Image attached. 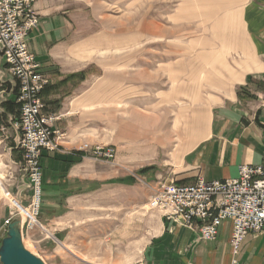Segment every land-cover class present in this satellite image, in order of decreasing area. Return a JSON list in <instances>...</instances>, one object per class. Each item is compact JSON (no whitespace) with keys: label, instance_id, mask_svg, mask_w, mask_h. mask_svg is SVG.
<instances>
[{"label":"crops","instance_id":"obj_1","mask_svg":"<svg viewBox=\"0 0 264 264\" xmlns=\"http://www.w3.org/2000/svg\"><path fill=\"white\" fill-rule=\"evenodd\" d=\"M82 1L38 0L35 9L40 23L28 39L30 51L49 79L42 95L44 112L59 116L54 128L65 131L60 149L44 153L41 159L44 202L39 222L48 233L36 246L46 255L45 260L58 255L52 252L58 251L57 246H68L86 255L88 262L108 264L116 262L109 252L111 238L116 237L113 229L124 243L125 222L111 219L114 215L95 197L106 193L104 198L110 199V189L137 186L142 179L156 191L164 181L193 184L199 178H236L241 165L264 163V0H231L230 10L216 20L211 37L200 34L199 48L187 56L183 53L180 61L163 64L176 86L162 89L160 94L156 91L159 99L149 111L153 113L163 104H182L165 132L178 135L180 141L169 164L144 174H138L144 168L140 166L127 173L125 156L104 161L81 150L83 144L92 142L86 137L92 135L91 121L100 111L94 107L110 101L125 103L127 95L123 78L111 79L102 65L98 67L103 73L95 79L94 37L77 28ZM82 72L83 80H65ZM0 87H5L0 93V136L8 124L15 131L10 150L21 167L24 156L15 125L19 117L3 105L14 101L20 116L18 87L1 56ZM150 87L157 89L153 83ZM137 108L139 113L134 112L143 116L142 107ZM122 140L119 137V142ZM25 178L23 173V188L14 198L21 205L29 203ZM130 178L135 182L127 184L125 180ZM151 194H146L144 201ZM142 198L137 195L134 203L142 205ZM142 224L138 233L145 235L146 243L138 264H264V232L249 234L234 255L228 220L209 241L201 239L195 226L168 219L159 210L146 211ZM37 229L24 230V236L32 233L38 239Z\"/></svg>","mask_w":264,"mask_h":264},{"label":"rangeland","instance_id":"obj_2","mask_svg":"<svg viewBox=\"0 0 264 264\" xmlns=\"http://www.w3.org/2000/svg\"><path fill=\"white\" fill-rule=\"evenodd\" d=\"M230 2L231 0H83L79 3L77 28L79 32L94 37L95 79L103 72L115 80L120 75L127 92L125 103L110 101L109 104L94 107L100 111L91 121L92 135L86 137L87 141L92 140L93 143L89 144L91 147L100 145L114 148V160L117 156H125L127 173L139 166L165 167L166 163L169 164V158L177 148L180 137L176 134L167 135L166 127L175 120L176 108L182 104H163L161 109L153 113L149 111L153 109L152 103L159 99L156 91L160 94V90L176 86L170 80L171 73L164 70L163 64L180 61L183 53L187 56L189 52L199 48L197 37L200 34L211 37L216 20L230 10ZM101 65L103 72L98 67ZM151 83L157 85V89L151 88ZM5 87H0V93L8 91V86ZM117 99L116 95L114 100ZM139 106L143 109V116L136 114L140 111L135 110ZM3 134L0 136V242L6 236L8 228L2 224L11 216L9 214L4 219L5 215L20 204L14 198L24 185V172L15 163L10 150L15 131L8 124ZM121 136L123 142H119ZM27 179L26 177L25 180ZM153 192L156 191L142 179L137 186L110 189L107 194L110 199L104 198L106 193L95 197L99 205L107 208L106 212L114 215L111 219L116 223L122 220L125 222L124 243L120 241L121 234L113 229L116 237L111 238L109 252L113 257L111 260L116 262L108 264H138L146 243L145 235L138 232L141 230L140 226H143L144 213L151 210L149 202ZM150 193L153 194L151 198L144 201L145 195L149 196ZM137 195L143 197L142 205L136 204ZM40 220L42 221L41 217ZM113 224L111 220V225ZM80 227H84V224ZM36 232L40 235L38 239L32 233L29 236L25 234L23 243L25 248L46 264H97L88 262L86 255L68 246H57L58 251L52 252L58 255L53 256L52 261L49 258L45 260L46 255L37 248L36 243L47 236L48 232L41 229ZM100 258L102 257L97 259Z\"/></svg>","mask_w":264,"mask_h":264},{"label":"built area","instance_id":"obj_3","mask_svg":"<svg viewBox=\"0 0 264 264\" xmlns=\"http://www.w3.org/2000/svg\"><path fill=\"white\" fill-rule=\"evenodd\" d=\"M37 1L0 0V56L18 87L20 116L15 125L24 156L21 167L30 191L28 205L17 204L3 227L20 218L23 237L24 230H43L39 222L44 202L41 159L44 153L60 149L65 137V131L54 128L59 116L44 112L42 95L49 79L28 46L30 34L40 23ZM81 150L91 151L97 160L116 158L112 147L85 143ZM149 209L195 226L201 239L208 241L216 238L224 221H231L230 246L236 255L249 234L264 232V163L241 165L236 178H199L193 184L163 182L152 196Z\"/></svg>","mask_w":264,"mask_h":264},{"label":"water","instance_id":"obj_4","mask_svg":"<svg viewBox=\"0 0 264 264\" xmlns=\"http://www.w3.org/2000/svg\"><path fill=\"white\" fill-rule=\"evenodd\" d=\"M7 229L6 236L0 244L2 264H46L40 257L25 248L20 218L14 219Z\"/></svg>","mask_w":264,"mask_h":264},{"label":"trees","instance_id":"obj_5","mask_svg":"<svg viewBox=\"0 0 264 264\" xmlns=\"http://www.w3.org/2000/svg\"><path fill=\"white\" fill-rule=\"evenodd\" d=\"M84 77H85V72H82V73H77V74L70 75V76H68L65 80L73 79V78H79V79H82V80H83ZM16 90H17V89H16ZM3 105L6 106V109H7L8 112H14V113L17 114V117H19V113H18V111H16V109H17V104H16L14 101L9 100V101H7L6 103H4ZM151 170H156V166H154V165L146 166V167L142 168V169L138 172V174H144V173H147V172H149V171H151ZM123 182H124V181H123ZM125 182H126L127 184H129V183L132 184V183L135 182V180L132 179V178H130V179H126Z\"/></svg>","mask_w":264,"mask_h":264}]
</instances>
